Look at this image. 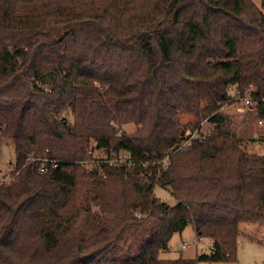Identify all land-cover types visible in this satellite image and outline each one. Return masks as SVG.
<instances>
[{
    "label": "trees",
    "instance_id": "trees-1",
    "mask_svg": "<svg viewBox=\"0 0 264 264\" xmlns=\"http://www.w3.org/2000/svg\"><path fill=\"white\" fill-rule=\"evenodd\" d=\"M250 86L264 121L252 0H0V147L19 171L0 182V264L235 261L240 224L264 223V155L204 134L168 151ZM89 148L126 159L80 170ZM189 223L210 252L160 259Z\"/></svg>",
    "mask_w": 264,
    "mask_h": 264
},
{
    "label": "rangeland",
    "instance_id": "rangeland-1",
    "mask_svg": "<svg viewBox=\"0 0 264 264\" xmlns=\"http://www.w3.org/2000/svg\"><path fill=\"white\" fill-rule=\"evenodd\" d=\"M252 1L264 13V1ZM228 92L230 94L229 100L222 103L217 110L224 118L223 123L217 126L215 123L204 119L199 126L201 132L204 135H210L214 143L217 144L224 142V144L229 145L232 139H240L239 144L246 151L264 155V121L263 124H259L254 109L250 110L245 106L244 97L236 99L238 93L233 87ZM68 117L72 119L70 115ZM188 119H190L188 116H183V121ZM121 128L125 133L130 134L134 130V125L127 123L121 125ZM92 142L89 143L90 147L93 145ZM233 151L234 148L230 146L227 153L231 155L234 154ZM116 155V152L111 153V156ZM122 155L124 152L119 151L118 156L121 157ZM104 156L105 153L102 151H93L89 148L85 158L76 165L80 170L87 171L92 163L91 159ZM13 167V144L10 140H4L0 147V170L9 176L8 171ZM153 194L170 206L176 202L168 188L159 184L154 185ZM239 232L235 261H199L198 264H264V223L240 224ZM211 243L212 241L208 238H197L193 226L189 223L182 231L172 235L168 248L160 251L158 257L168 260L180 257L195 259L197 255L209 253ZM183 244H188V246L183 248Z\"/></svg>",
    "mask_w": 264,
    "mask_h": 264
},
{
    "label": "built area",
    "instance_id": "built-area-1",
    "mask_svg": "<svg viewBox=\"0 0 264 264\" xmlns=\"http://www.w3.org/2000/svg\"><path fill=\"white\" fill-rule=\"evenodd\" d=\"M251 89V86L250 87H247L244 89V92H245V95L244 96H240L239 94H237V97L236 99H240V98H243V101H244V104L245 106L252 110L254 109V111L256 112V107H257V100H255V98H253L251 95H249V91ZM259 124H263V120H258ZM203 133L201 132V129L200 128H197L194 132L190 133L188 135V138L185 139L184 141H181L177 146L173 147L172 149H170L168 151L169 154H172L176 151H183L189 141L191 139H193L194 137H200V135H202ZM94 151V150H93ZM113 151H111L110 153H105V156L104 157H100V158H93L91 159V162H95L97 161L98 159H100V161H103V162H107L108 164L112 165L114 163H118V162H121L123 160L126 159L125 157V154L122 155L121 157L118 156V154L116 156H111V153ZM164 160H166V157L164 158ZM34 161H40L41 164L39 166V172L40 173H43V172H46L48 170L49 167H55L57 165V161L54 160V159H49V158H36L34 156H30L28 159H27V162H34ZM18 170H15L14 168H11L8 173H9V176H7V173H2V171L0 170V182H5V183H8L12 180H14V178L17 176L18 174ZM188 244H183L182 247H187Z\"/></svg>",
    "mask_w": 264,
    "mask_h": 264
}]
</instances>
